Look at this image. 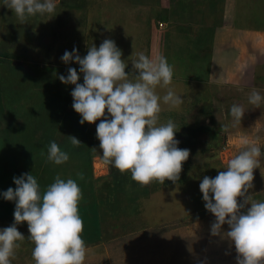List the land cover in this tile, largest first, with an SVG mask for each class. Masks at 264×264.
<instances>
[{"label": "rangeland", "instance_id": "obj_1", "mask_svg": "<svg viewBox=\"0 0 264 264\" xmlns=\"http://www.w3.org/2000/svg\"><path fill=\"white\" fill-rule=\"evenodd\" d=\"M55 2L54 13L21 23L0 0V191L15 188L13 177L24 172H32L42 190L56 176L75 179L82 191L83 264H237L234 244L210 233L215 217L205 209L199 184L225 170L243 139L264 151V103L248 102L253 88L264 94V0ZM105 38L122 50L126 71L139 53L163 55L173 66L169 87L183 100L171 110L163 104L158 122L171 118L180 128L178 147L190 150L178 180L134 181L130 171L104 160L99 119L80 123L72 107L75 85L58 78L80 66L61 56L74 47L86 55ZM166 90L157 87L160 95ZM234 103L245 113L225 128ZM70 135L81 143L73 145ZM53 140L69 154L62 164L48 159ZM260 159L246 193L256 201L264 200ZM14 210L15 202L0 196V227L14 222ZM17 228L24 238L11 264H35L27 222Z\"/></svg>", "mask_w": 264, "mask_h": 264}, {"label": "clouds", "instance_id": "obj_2", "mask_svg": "<svg viewBox=\"0 0 264 264\" xmlns=\"http://www.w3.org/2000/svg\"><path fill=\"white\" fill-rule=\"evenodd\" d=\"M3 6L13 10L23 23L37 14L54 13L56 2L4 0ZM122 55L111 38L103 39L98 47L92 44L83 56L76 47L65 50L61 60L66 64L74 60L80 67H68L67 75L58 74V78L75 85L71 90L72 107L80 114V123L99 119L96 136L106 162L121 172L130 171L132 179L141 185L153 180L162 184L176 181L190 150L178 147L175 135L180 128L171 118L158 122L163 104L171 110L183 100L169 87L173 66L163 55L152 58L139 53L132 60V70L126 71L128 64ZM158 86L167 89L165 94L157 92ZM248 102L264 103V94L253 88ZM244 113L243 105L232 104L230 125L225 128L238 125ZM70 138L73 145L81 143L74 135ZM47 148L48 159L53 163L62 164L69 159L68 152L55 140ZM262 156L261 146L245 138L225 170L215 177L205 175L199 184L205 209L215 217L210 233L234 244L237 264L264 262V200L256 201L246 195L253 187L254 169L259 167ZM13 180L15 188L0 191L4 199L15 202L14 222L0 227V264H11L10 258L24 238L17 225L25 221L29 239L34 242L35 264H83L87 248L81 235L84 222L79 213L82 191L78 182L56 176L42 190L32 172L14 176ZM238 197H243V201ZM225 224L229 226L227 230L222 227Z\"/></svg>", "mask_w": 264, "mask_h": 264}, {"label": "trees", "instance_id": "obj_3", "mask_svg": "<svg viewBox=\"0 0 264 264\" xmlns=\"http://www.w3.org/2000/svg\"><path fill=\"white\" fill-rule=\"evenodd\" d=\"M6 54V53H5ZM6 55H10V54H6ZM14 57H18V56H15V54L13 55ZM19 58V57H18ZM22 58V57H21ZM5 61V59H4ZM90 135L89 132H87V136ZM128 174V173H127Z\"/></svg>", "mask_w": 264, "mask_h": 264}]
</instances>
